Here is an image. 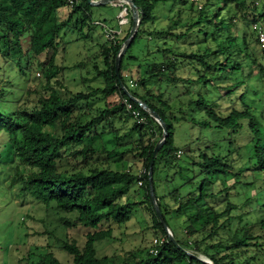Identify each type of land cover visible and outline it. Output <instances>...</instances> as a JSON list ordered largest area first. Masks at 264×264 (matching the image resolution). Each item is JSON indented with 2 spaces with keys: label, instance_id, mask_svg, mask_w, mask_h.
Here are the masks:
<instances>
[{
  "label": "trees",
  "instance_id": "obj_1",
  "mask_svg": "<svg viewBox=\"0 0 264 264\" xmlns=\"http://www.w3.org/2000/svg\"><path fill=\"white\" fill-rule=\"evenodd\" d=\"M132 1L141 20L117 76L115 59L131 28L130 13L114 41L100 44L87 61L67 66L64 52L57 63L61 36L73 19L75 28L90 32L92 5L87 0H74L63 20L58 12L68 7L66 0H0L1 58L27 76L37 54H49L46 61L36 60L44 84L0 88V185L16 186L18 197H31L45 212L74 216L60 226L88 230L83 245L70 237L61 243L68 262L46 250L36 264H208L201 257L211 264H264V53L256 55V33L239 25L264 17V0H258L259 7L257 0ZM158 13L165 27L154 26ZM140 33L155 41L147 54L157 53L161 61L149 65L134 84L123 74V60ZM89 65L92 75L84 79L99 86L71 91L64 83L65 71ZM247 69L249 77L244 76ZM163 82L182 91L175 98L160 88L154 91ZM194 84L203 85L205 92L187 88ZM210 91L218 97H209ZM100 99L103 105L94 107ZM126 102L144 117L143 123L131 116ZM138 102L166 125L152 184L176 244L155 213L148 186L149 163L162 128ZM223 102L229 104L225 109ZM189 111L194 116H187ZM185 124L226 129L227 143L176 146L175 132ZM239 136L245 143L238 146ZM224 148L228 150L221 155ZM177 151H182L179 158ZM160 168L174 172L160 179ZM161 182L175 186L158 193ZM237 188L243 193L233 194ZM140 211L149 216L145 229L164 239L155 246L157 253L150 252V242L122 255L99 256L95 244L113 238L108 226L123 227Z\"/></svg>",
  "mask_w": 264,
  "mask_h": 264
},
{
  "label": "rangeland",
  "instance_id": "obj_2",
  "mask_svg": "<svg viewBox=\"0 0 264 264\" xmlns=\"http://www.w3.org/2000/svg\"><path fill=\"white\" fill-rule=\"evenodd\" d=\"M261 3L262 1H258V7ZM68 9L69 7L60 9L58 12L59 20H63L67 17ZM90 10L92 21L90 32L86 28L82 31L75 28L73 25L75 20L73 19L69 28L61 36V41L58 47L57 63L60 61L62 52H64L63 56L65 64L71 66L75 63L87 61V59L91 58L96 51H98L99 45L104 43L106 39L101 30V26L99 27L96 25V20L103 21L109 27L117 26L115 17L118 9L105 8V6H92ZM158 17L159 19L154 26L157 28L165 27L166 20L161 19L159 13ZM257 22L264 27V17L259 18ZM242 23L243 22H240L239 25L247 26L248 31L252 30L250 19L243 24ZM155 47V41L147 39L145 33H140L135 42L130 46L123 60V64L127 65L123 70L126 79H132L135 84L140 76H145L149 65L157 64L161 61V57L157 53L153 55L147 54L149 49L154 50ZM62 48H64V51ZM256 49V55L259 56L261 50L257 46ZM48 55L47 53L39 52L37 54V59L32 60L31 64L28 66L27 76L19 73V68L16 67L14 63L3 60L0 55V88L12 87L18 89V87L27 85L31 81L44 84V79L37 68L36 60L39 62L46 61ZM99 61L101 60L99 59ZM90 71L91 65L83 66L82 68H70L65 71L64 83L73 92L85 91L89 89L88 86H99L100 82L98 81H92L91 78H88V80H86L87 78L84 79V77H90L92 75L90 74ZM184 72L187 75L190 70L188 71L187 69V71L184 70ZM181 74L183 75L182 72ZM250 75L251 70L247 69L244 72V76L249 77ZM84 82L85 84H83ZM216 83H219V80H217ZM150 84H152L151 81L149 86ZM159 88L166 93V96L169 95L171 98H175L177 94L182 91L181 87H173L166 82H163L160 86H156L154 91L159 90ZM187 88H196V91L201 90L205 92L204 87L201 84H194ZM209 94V97H218V93L216 94L215 91H210ZM114 100L115 98L113 97L109 101L113 102ZM103 103V99L98 101L95 100L93 106H100L103 105ZM228 106L229 104L227 102L222 103V109H225ZM194 114L195 111L187 112V116H194ZM196 117L201 119L200 115H197ZM129 122L131 123L132 119ZM228 134V130L226 129L198 126L191 127L189 124H185L176 130L174 143L181 148H187L190 146L192 148H203L207 140L220 142L222 144L227 143L224 139L228 138ZM198 137L201 138V140L198 141L199 143L189 144L192 140ZM244 143L245 139L243 136L236 138V145L239 146ZM227 150L228 148H224V150L221 151V155L225 154ZM180 163L182 164L183 162ZM172 172H174V170L168 171L160 168L157 176L160 179H163L165 176H171ZM3 174L4 172H2L0 168V175ZM186 175L191 176L192 172H186ZM239 179L241 182L249 181L242 177ZM3 182L4 180L2 183ZM174 186L175 183L170 185L161 182L157 187V192H167ZM236 191L243 193V190L238 188L232 190V193L235 194ZM73 217V215L69 214H56L52 209L45 212L41 205L31 197H18L16 186L9 187L8 182L4 183L3 186L0 185V264H36L46 250H51L60 261L68 262L70 258L62 252L61 243L64 240H67V237H70L75 240L78 245H83L85 242V235L88 232L87 229L81 227L64 228L63 226H60V224L65 221L64 219L72 221ZM148 218L149 216H145L140 211L137 212L133 219L123 227H117L116 225L108 226L113 229V238H106L96 243L95 248L97 254L99 256H110L115 253L122 255L124 251L130 250L132 247H144L150 244V242L153 244V240L156 237L152 236L151 232L145 229L146 225L150 224ZM143 221L145 224H143ZM105 227L108 228L107 225ZM177 231L180 232V227L177 228ZM201 258L205 262L209 261L204 257Z\"/></svg>",
  "mask_w": 264,
  "mask_h": 264
},
{
  "label": "water",
  "instance_id": "obj_3",
  "mask_svg": "<svg viewBox=\"0 0 264 264\" xmlns=\"http://www.w3.org/2000/svg\"><path fill=\"white\" fill-rule=\"evenodd\" d=\"M87 2H88V4H90L92 6L123 3V4H125L127 6V9L129 10V13L131 15V28H130V31H129V34H128V37H127L126 41L122 44L121 49H120V51H119V53H118V55H117V57L115 59V73L118 76L119 75V67H120L121 58L124 55V53L126 52V50L129 47V45L132 43L134 35H135V33H136V31H137V29L139 27V23H140V20H141V18L139 16V9H138L136 4L132 0H87ZM120 85L122 86L121 82H120ZM138 104L162 128V138L155 145V147L153 149V153H152V159L150 160V163H149L148 186H149L150 198H151V201L153 203V206H154V209H155V213H156L159 221L161 222L163 228L165 229L169 240L176 244L175 240L172 237L171 232L169 231L166 223L163 220L161 211H160V209H159V207L157 205V202H156L154 189H153V184H152V166H153V161H154L155 157L157 156L159 150L163 146V142H164V140H165V138L167 136L166 125L162 121V119L159 117V115L155 111L149 109L148 106L145 103L138 102Z\"/></svg>",
  "mask_w": 264,
  "mask_h": 264
},
{
  "label": "built area",
  "instance_id": "obj_4",
  "mask_svg": "<svg viewBox=\"0 0 264 264\" xmlns=\"http://www.w3.org/2000/svg\"><path fill=\"white\" fill-rule=\"evenodd\" d=\"M66 4L69 8H71L74 4V0H66ZM120 6V11L117 15V28L112 29L106 27L103 23L101 22H95L97 26H101L103 35L106 39V41L112 42L114 41L115 37L121 33L122 27L128 24L129 21V10L127 9V6L123 3H119ZM252 30L256 33L257 36V41H258V47L259 49L264 53V27L258 23H252ZM126 109L130 112L131 116L138 122V123H143L144 122V117L140 115V113L136 110H133L131 108V105L126 102ZM182 154V151H177L176 152V157L179 158ZM145 171H140V174L144 173ZM138 185H141V182H138ZM164 239H154L153 240V247L150 250L152 254H156L157 250L155 249L156 245H160ZM206 263L211 264L210 261H207Z\"/></svg>",
  "mask_w": 264,
  "mask_h": 264
},
{
  "label": "crops",
  "instance_id": "obj_5",
  "mask_svg": "<svg viewBox=\"0 0 264 264\" xmlns=\"http://www.w3.org/2000/svg\"><path fill=\"white\" fill-rule=\"evenodd\" d=\"M104 6H105V8H116V9H118L116 17H115V20H116L117 19V15H118V13H119V11L121 9L120 6H119V3L118 4H106ZM96 22H101V23L104 24V22L100 21V20H96ZM110 28L115 29L116 27L110 26ZM125 28H126V26H124L122 29L124 30Z\"/></svg>",
  "mask_w": 264,
  "mask_h": 264
}]
</instances>
